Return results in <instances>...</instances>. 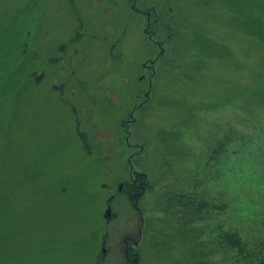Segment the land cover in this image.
<instances>
[{"label": "rangeland", "instance_id": "374dc122", "mask_svg": "<svg viewBox=\"0 0 264 264\" xmlns=\"http://www.w3.org/2000/svg\"><path fill=\"white\" fill-rule=\"evenodd\" d=\"M262 97L264 0H0V264H238Z\"/></svg>", "mask_w": 264, "mask_h": 264}, {"label": "trees", "instance_id": "16d2710c", "mask_svg": "<svg viewBox=\"0 0 264 264\" xmlns=\"http://www.w3.org/2000/svg\"><path fill=\"white\" fill-rule=\"evenodd\" d=\"M260 99H261L260 103L264 105V97ZM263 129L264 126L263 125L260 126V131ZM231 135H232L231 133H227L225 137L213 148V152L211 153V157L209 161L212 160L218 161V157H220L221 154L226 155L229 152V139ZM255 136H257V134H255ZM258 136L261 137V134L258 133ZM238 137L239 139L243 140L246 136L239 135ZM244 153L245 152L243 151L233 154L239 155ZM243 156L245 158L248 157L246 154ZM139 183L143 185L145 182L142 179H140ZM143 192L144 191L142 190L141 193ZM190 204L191 205L195 204L194 198L190 200ZM247 212H253L252 217L255 218L254 222H252L250 225L251 229L254 230V232L256 233L260 232L261 228L264 229V206H262V212L261 211L255 212V208H251ZM205 213L210 214V212H205ZM240 232H241L240 228L238 229L229 228L227 231L223 229L221 232L217 231L216 240L218 239V245L227 252L230 253L233 252L235 262H237L238 264H264V239L261 240L259 239V237H256L254 240H247Z\"/></svg>", "mask_w": 264, "mask_h": 264}, {"label": "flooded vegetation", "instance_id": "af4514ba", "mask_svg": "<svg viewBox=\"0 0 264 264\" xmlns=\"http://www.w3.org/2000/svg\"><path fill=\"white\" fill-rule=\"evenodd\" d=\"M134 183H135V184H138V183H139V181H138V182H137V181H135ZM122 188H123V187H121V189H122ZM121 189H120V190H121Z\"/></svg>", "mask_w": 264, "mask_h": 264}]
</instances>
